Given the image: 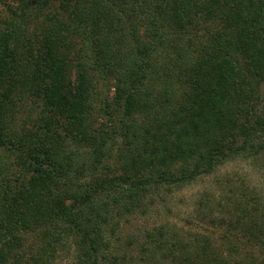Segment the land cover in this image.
<instances>
[{
    "label": "trees",
    "instance_id": "16d2710c",
    "mask_svg": "<svg viewBox=\"0 0 264 264\" xmlns=\"http://www.w3.org/2000/svg\"><path fill=\"white\" fill-rule=\"evenodd\" d=\"M0 6V264H264L250 187L197 200L214 231L140 223L238 158L264 164V0Z\"/></svg>",
    "mask_w": 264,
    "mask_h": 264
},
{
    "label": "rangeland",
    "instance_id": "374dc122",
    "mask_svg": "<svg viewBox=\"0 0 264 264\" xmlns=\"http://www.w3.org/2000/svg\"><path fill=\"white\" fill-rule=\"evenodd\" d=\"M0 13L2 19L7 16L6 10L1 8V6ZM100 85L98 91L102 93V98L111 99L114 93L112 85L110 83ZM222 183L226 185L224 189L221 188ZM240 185L250 187L264 196V164L249 158H238L222 167L216 174L210 177H203L196 183L188 185L182 191L169 196H163L164 203L160 204L154 213L141 220L140 223H143L145 226L149 225V227L167 222L181 226L194 223L191 225L193 229L214 231L215 228L212 225L201 224L199 222L196 224L194 222L197 219L192 213L194 212L197 200L203 194L214 195L216 199H219L227 195L226 191L230 190V188ZM136 225L134 224V226L126 228L125 233L127 235L134 233ZM59 256L55 264H77L74 250L63 252Z\"/></svg>",
    "mask_w": 264,
    "mask_h": 264
}]
</instances>
